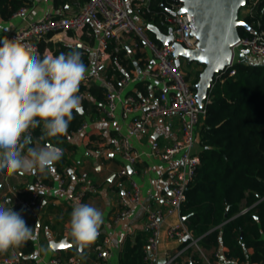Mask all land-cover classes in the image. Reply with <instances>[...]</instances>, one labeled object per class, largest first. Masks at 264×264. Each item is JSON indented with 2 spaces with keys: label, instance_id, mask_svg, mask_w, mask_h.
I'll use <instances>...</instances> for the list:
<instances>
[{
  "label": "crops",
  "instance_id": "1",
  "mask_svg": "<svg viewBox=\"0 0 264 264\" xmlns=\"http://www.w3.org/2000/svg\"><path fill=\"white\" fill-rule=\"evenodd\" d=\"M28 1L31 5L26 21L20 17L3 16L2 6H0V40L4 37L9 38L14 30L25 23L41 21L48 14L71 15L85 2L84 0H70L57 8L56 0ZM127 4L137 22L145 24L147 27L149 24H153L149 23L145 17V13H148L146 9L150 7L151 1L127 0ZM165 26L167 31L157 27L163 33H167L171 26L168 23ZM100 36L99 31L88 25L79 32H61L48 36L40 44V47L44 46L42 53L47 50L54 55L50 44L54 45L55 50H57L58 44L81 47L84 56H87L85 64L89 66L88 78L82 85L89 87L91 84H99L92 78V74L97 60L96 49ZM113 45L116 46V51L125 50V60H129L133 65L130 75L127 77L129 80V85L126 88L127 93L136 92V85L141 82H145L144 85L151 92L163 89V85L151 77L155 63L151 52L139 43L134 35H121L120 38L108 43L107 68L112 64L111 51L109 50ZM87 50H91V57ZM181 68L185 75L187 72L194 75L195 72L204 69L201 65L188 63L185 59H181ZM103 77L105 78V74ZM84 95L90 96L87 92ZM142 95L139 93L137 96ZM84 101L89 103L86 107L83 106ZM93 104L92 99L85 98L82 101V115L89 127L84 132L77 131L69 138L68 141L75 146V150L64 148L66 160L62 168L63 172L60 171L57 164L54 165V172L37 171L49 186V190L43 194L42 210L38 216H34L22 203L30 198L33 176L23 172L11 174L0 172V204L7 206V202L10 201L8 206L21 213L27 225L34 229L36 236L35 240H30L19 247L23 262L26 264H45L55 258L67 264H94L96 252L104 246L106 239H110L108 264H146L145 250L150 232L146 225L147 216L144 207H137L127 217L120 218L121 202L125 199L128 189L126 179L119 176L123 165L119 152L120 143L123 138L130 137L133 147L144 154L142 160L135 166L136 173L132 176L140 185L143 205H151L166 211L167 201L172 193V185L167 177V172L170 168L178 165L180 157L176 156L170 161H164L150 155V152L152 143L155 141L160 146L166 147L178 140L181 135L180 125L184 118L171 116L156 122L146 135L130 136L128 120L123 118L121 110L115 116L107 117L104 114L105 104H100L99 108H94ZM200 126L197 128L196 137V152L199 154L202 150L199 136ZM63 178L65 185L61 186L60 182ZM88 182L92 183L93 190L86 193L83 203L99 208L104 215V224L101 226L100 234L95 242L90 247L81 250L69 234V221L73 206L80 203L74 198ZM182 223L184 221L179 214L166 216L161 229L158 250L150 258V264H168V261L173 258V264H198L200 261L207 264L196 247L191 246V243L184 245L187 240L171 239L168 236V230L171 227L180 226ZM53 243H64L68 246L63 248L57 246L56 249H53L51 247ZM204 251L212 264H231L222 255V252L225 251L224 248L218 251L215 249L208 251L204 249ZM142 252L144 258L141 263L139 258ZM6 253H0V264H2V257ZM217 253L221 254L220 258H216ZM247 253L252 254L253 250L249 249Z\"/></svg>",
  "mask_w": 264,
  "mask_h": 264
},
{
  "label": "trees",
  "instance_id": "2",
  "mask_svg": "<svg viewBox=\"0 0 264 264\" xmlns=\"http://www.w3.org/2000/svg\"><path fill=\"white\" fill-rule=\"evenodd\" d=\"M69 1L56 0L55 6L58 8ZM176 2L151 0L150 7L146 9L148 13H145L147 21L167 31V8ZM30 5L28 0H0L1 13L6 17L14 16L21 8H29ZM244 8L252 10L243 20L251 29L264 32V0H248ZM239 33L241 38L250 34L244 27L239 28ZM148 35L155 44L162 45L149 30ZM49 46L55 55L68 51L61 44L57 45V50L54 45ZM43 47L41 45V51ZM109 51L112 64L106 69L105 78H127L133 65L125 60V50L116 51L113 45ZM83 59L86 62L87 56ZM242 60V63L233 66L234 76L215 78L208 92L206 115L199 129L202 147L200 165L188 185L180 215L185 218L184 224L203 249L218 251L224 248L222 255L231 264H264V62L249 56H244ZM201 72L194 75L186 73L192 88L198 83ZM144 84H137V93L133 91L131 94L148 95L150 91ZM80 92L90 94L94 108L106 102V90L98 84L82 85ZM88 104V101L83 102L85 107ZM83 123L84 115H76L68 133L59 142L51 139L48 142L63 150H75L68 140ZM33 135L38 137L40 129L37 128ZM65 160L64 152L62 159L56 163L61 172ZM189 243L190 240H187L184 245ZM249 249L253 250L252 254L247 253ZM143 258L142 252L141 263ZM198 264L204 263L200 261Z\"/></svg>",
  "mask_w": 264,
  "mask_h": 264
},
{
  "label": "built area",
  "instance_id": "3",
  "mask_svg": "<svg viewBox=\"0 0 264 264\" xmlns=\"http://www.w3.org/2000/svg\"><path fill=\"white\" fill-rule=\"evenodd\" d=\"M151 1V0H147ZM181 8L179 2L171 3L168 8L178 11ZM252 9H248L251 12ZM29 8H21L14 16L27 20ZM165 21L173 28L175 41L183 44L190 49L197 48V39L192 35L193 18L189 14L177 17L166 15ZM88 25L94 27L100 32L98 41L97 60L92 78L96 80L106 90V102L104 105V114L107 117H113L121 110L123 118L128 120V129L130 136L146 135L150 132L153 125L165 118L171 116H182L184 119L180 125L181 135L172 145L162 147L158 142L152 143L150 155L156 156L164 161H170L176 156L180 157L177 166L170 168L167 177L172 185V193L167 201V209L163 211L151 205H143L141 188L138 182L133 179L136 173L135 166L139 163L144 154L133 147L130 137L121 140L119 152L121 154L123 165L119 171V176L126 179L128 189L126 197L121 202L120 218L127 217L135 208L143 206L146 212V225L150 232L147 248L145 250L146 264H150L159 245V238L163 222L169 214H179L183 204L186 202V190L189 183L194 179L198 166L200 165L199 153L196 152L197 128L201 125L206 115L205 102L200 106L196 98V92L192 88L191 82L181 71L172 53V46H163L155 44L148 35V27L145 24L137 22L127 4V0H89L80 5L78 9L68 16H55L48 14L44 19L38 22H27L14 30L9 39L19 37L24 43L32 45L35 50L43 55L40 44L48 36L61 32H79ZM249 35L240 39L233 47V61L230 66L217 74L216 79L223 76H234L235 70L232 69L236 63H242V58L236 55L248 50V55L264 62V32H257L254 29L248 30ZM121 35H134L138 42L143 44L152 54L155 63L151 71V77L163 85L159 91H150L148 95L135 96L126 92L129 80L123 78L120 80H107L103 77L106 69L109 55L107 45L110 41L120 38ZM138 46V44H136ZM89 127L88 123H83L79 132H84ZM24 173V172H23ZM33 176L32 190L30 198L23 203L34 216L42 210V197L49 190L48 184L37 172L25 173ZM65 185L64 178L60 182ZM93 190L91 182L75 196V200L83 203V199L88 191ZM168 236L171 239L190 240L191 246L197 248L199 253L212 264L205 255L204 249L198 244L184 223L180 226L171 227L168 230ZM110 239H106L104 246L96 252L94 264H108ZM221 254L217 253L216 258ZM174 258L168 261L173 264ZM2 264H26L23 262L22 253L19 248L10 249L3 257ZM44 264V263H36ZM45 264H67L60 259L55 258Z\"/></svg>",
  "mask_w": 264,
  "mask_h": 264
},
{
  "label": "clouds",
  "instance_id": "4",
  "mask_svg": "<svg viewBox=\"0 0 264 264\" xmlns=\"http://www.w3.org/2000/svg\"><path fill=\"white\" fill-rule=\"evenodd\" d=\"M0 172H54L64 150L48 142L68 133L76 115L83 114L82 83L88 78L81 47L43 55L19 37L0 40ZM89 55L91 57V50ZM39 128L40 135L33 136ZM0 204V253L35 240L20 212ZM104 224L103 212L88 203L73 206L69 234L79 249L90 247Z\"/></svg>",
  "mask_w": 264,
  "mask_h": 264
},
{
  "label": "water",
  "instance_id": "5",
  "mask_svg": "<svg viewBox=\"0 0 264 264\" xmlns=\"http://www.w3.org/2000/svg\"><path fill=\"white\" fill-rule=\"evenodd\" d=\"M181 8L176 12L167 8L172 17L189 14L192 18V35L197 39V48L190 49L175 41L173 28L163 33L157 26L148 25V30L155 34L163 46H172V57L181 68V59L188 63H199L204 66L198 83L193 86L200 106H203L218 73L230 66L233 61V47L240 41L239 28L250 30L239 14L248 0H177ZM248 50L239 52L243 58ZM185 221V218H183ZM188 240V238H186ZM59 244H51L56 249Z\"/></svg>",
  "mask_w": 264,
  "mask_h": 264
},
{
  "label": "rangeland",
  "instance_id": "6",
  "mask_svg": "<svg viewBox=\"0 0 264 264\" xmlns=\"http://www.w3.org/2000/svg\"><path fill=\"white\" fill-rule=\"evenodd\" d=\"M247 12H248V8L242 9L240 14H239V20H243L244 16L247 14ZM238 54H239V51L237 50L236 55H238ZM249 58L251 59L253 57L249 56ZM252 60L255 61L254 59H252ZM181 71L184 73L183 68H181Z\"/></svg>",
  "mask_w": 264,
  "mask_h": 264
},
{
  "label": "snow or ice",
  "instance_id": "7",
  "mask_svg": "<svg viewBox=\"0 0 264 264\" xmlns=\"http://www.w3.org/2000/svg\"><path fill=\"white\" fill-rule=\"evenodd\" d=\"M68 245H65V244H60L59 247L63 248V247H66Z\"/></svg>",
  "mask_w": 264,
  "mask_h": 264
}]
</instances>
